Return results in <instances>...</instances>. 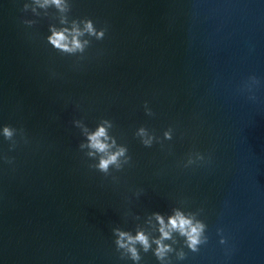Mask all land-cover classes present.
Segmentation results:
<instances>
[{
    "label": "water",
    "instance_id": "obj_1",
    "mask_svg": "<svg viewBox=\"0 0 264 264\" xmlns=\"http://www.w3.org/2000/svg\"><path fill=\"white\" fill-rule=\"evenodd\" d=\"M42 3L0 0V127L23 129L12 150L0 135V264H160L139 244L132 261L112 230L151 244L152 214L167 223L174 208L207 242L192 252L174 232L168 264H264V0ZM62 17L91 19L104 38L60 53L46 37ZM101 119L131 158L108 175L79 148Z\"/></svg>",
    "mask_w": 264,
    "mask_h": 264
},
{
    "label": "clouds",
    "instance_id": "obj_2",
    "mask_svg": "<svg viewBox=\"0 0 264 264\" xmlns=\"http://www.w3.org/2000/svg\"><path fill=\"white\" fill-rule=\"evenodd\" d=\"M36 3H39V0H36ZM46 5H54L61 13L69 12L70 10L69 3L64 4L62 3V0H43L40 7H45ZM29 7V3H25L22 11H28ZM32 10L33 12L35 11V9ZM23 23L31 26L35 23V21L24 20ZM59 24L61 27H56L51 24L49 25L48 30L50 35L46 37V40L52 48L60 53L68 55L84 53L85 49L90 44L89 39H84L85 36L101 40L104 38L106 32V28H100L97 30L93 21L87 18L80 20L72 19L69 22L67 19L62 17ZM249 79L252 84L258 83L255 77H250ZM144 107L146 114L152 115L150 109L147 107V103H145ZM73 124L76 127H82L79 120L73 121ZM104 125H108L109 127L113 126L109 120L101 119L94 131H89L87 128H84L83 133L87 142L80 143L79 148L81 150L87 148L88 151L85 155L89 158L98 157L95 164L89 165L90 168H95L99 172L108 175L110 167H115L117 171L122 168L121 158H124L123 163L125 164H128L131 158L127 155V147L124 145H118L114 137H109L107 129ZM18 133L21 135V138H23V129L18 130L10 125L0 127V135H2L5 140L11 142L9 150H12L16 146V140L14 137ZM135 135L140 138V142L145 147H151L153 140H158V138H155L144 127H139L136 130ZM163 136L164 139L170 140L172 138L171 128L165 131ZM3 159L6 162L11 163L10 158L5 156ZM203 159L204 157L200 153H195V159H193L192 155H190L185 167ZM113 179H115V177H113ZM152 215L159 224V237L153 239L151 244L149 242V237L142 231H137L135 236H133L127 231H121L118 228H114L112 230L116 237L114 241L116 249L118 251L120 249H125L129 254V258L134 262H138L141 259L139 252L135 247V245L139 244L140 248L144 252H148L151 249L153 255L160 262V264H168V254L173 252L174 249L170 244L164 243V241L171 240L172 244H176L177 241L172 237L174 232L178 233L179 236L183 238L184 245L192 252L198 251L199 246L207 242V237L204 235L206 225L199 220H194L191 213L185 214L174 208L172 210V215L168 217L167 223H165L163 216L159 213H153ZM224 242V239L221 238L220 243L223 244ZM152 244L155 245L154 249L151 247ZM121 257L123 256L121 255ZM176 257L177 259H184L185 253L182 250H178L176 251Z\"/></svg>",
    "mask_w": 264,
    "mask_h": 264
}]
</instances>
